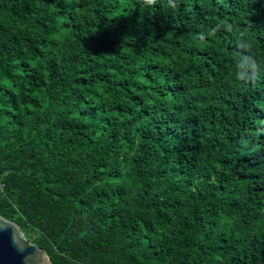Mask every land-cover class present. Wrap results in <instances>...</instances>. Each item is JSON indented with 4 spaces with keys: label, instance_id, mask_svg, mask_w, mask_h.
<instances>
[{
    "label": "trees",
    "instance_id": "16d2710c",
    "mask_svg": "<svg viewBox=\"0 0 264 264\" xmlns=\"http://www.w3.org/2000/svg\"><path fill=\"white\" fill-rule=\"evenodd\" d=\"M245 42L264 0H0V216L51 264H264Z\"/></svg>",
    "mask_w": 264,
    "mask_h": 264
},
{
    "label": "water",
    "instance_id": "95a60500",
    "mask_svg": "<svg viewBox=\"0 0 264 264\" xmlns=\"http://www.w3.org/2000/svg\"><path fill=\"white\" fill-rule=\"evenodd\" d=\"M0 264H51L44 249L31 243L14 222L0 216Z\"/></svg>",
    "mask_w": 264,
    "mask_h": 264
},
{
    "label": "clouds",
    "instance_id": "9594fccd",
    "mask_svg": "<svg viewBox=\"0 0 264 264\" xmlns=\"http://www.w3.org/2000/svg\"><path fill=\"white\" fill-rule=\"evenodd\" d=\"M145 2L148 5L155 4L156 0H145ZM228 27H232L231 25H228ZM240 35L243 36L244 32L241 31ZM250 47L248 42L243 43L241 45L240 43H237V48L241 51L239 52V58L236 61V71L235 75L236 78L240 81H250L255 78V76L259 73L260 69L264 66L260 65L254 56L247 54L246 49Z\"/></svg>",
    "mask_w": 264,
    "mask_h": 264
}]
</instances>
